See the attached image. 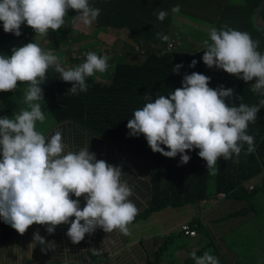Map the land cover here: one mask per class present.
Returning a JSON list of instances; mask_svg holds the SVG:
<instances>
[{
  "label": "clouds",
  "instance_id": "9594fccd",
  "mask_svg": "<svg viewBox=\"0 0 264 264\" xmlns=\"http://www.w3.org/2000/svg\"><path fill=\"white\" fill-rule=\"evenodd\" d=\"M69 10L77 13L74 20L84 26H91L101 14L90 0H0V22L5 33L17 37L23 25L47 37L50 30L65 26ZM171 11L178 13L180 5ZM156 15L163 22L168 12L160 10ZM156 35L161 41L169 39L162 32ZM203 46L202 61L208 68L222 69L245 82L254 81L250 90L261 97L258 103L248 105L243 96L235 97L238 104L229 103L234 98L232 88L221 85L213 89L209 87L210 77L192 72L185 74L181 87L168 95H157L153 101L145 94L147 102L134 110L126 127L131 137L143 135L154 153L168 158L179 155L181 164L190 161L188 152L198 149L207 173L214 176L220 158H238L245 145L246 154L255 151V138L248 128L264 108V53L258 51L259 41L250 33L228 25L211 27ZM109 60L108 55L89 51L82 63L65 67L52 49L31 41L13 47L10 55L0 54V92H15L19 83H27L23 91L27 107L0 117V219L19 234L37 224L52 235L58 226L67 224L66 235L75 244L97 228L105 233H129L128 226L139 210L130 199L133 189L122 179V168L97 159L89 145L66 151L68 146L59 129L50 136L37 130V123L46 120L41 85L49 69L71 83L69 94L78 95L88 91V78L108 72ZM197 63L192 60L189 67ZM182 67L176 64L172 72L179 74ZM33 240L55 247L39 231L33 234ZM191 258L195 264H219L218 257L207 251L201 256L193 252Z\"/></svg>",
  "mask_w": 264,
  "mask_h": 264
},
{
  "label": "trees",
  "instance_id": "16d2710c",
  "mask_svg": "<svg viewBox=\"0 0 264 264\" xmlns=\"http://www.w3.org/2000/svg\"><path fill=\"white\" fill-rule=\"evenodd\" d=\"M120 1H122L121 5L115 6V0L114 2L113 0H101V3L104 6L109 5L110 9L103 10V14L107 15L101 13L95 25L127 26L132 34L126 39L132 43L131 47L133 49L137 48L135 52L133 51V56L127 61L115 59L116 61L111 62L109 60L110 74L108 77L110 81H102L96 73L97 76L95 75L87 80L88 91L81 92L78 95L69 94L67 91L71 88V83L62 81L54 69H49L47 80L45 84L41 85L44 91L45 105H47L56 121L67 118L74 119L86 128L103 136L121 152L143 158L150 163L152 168L151 200L148 206L141 210L137 216H146L152 210L160 209L168 204L179 205L199 201L218 191L228 194L241 190L243 181L261 171L262 167L259 162H262V166H264V108L260 109L256 122L250 124L248 128V133L255 138V151L246 154L247 145H245L238 158L234 156L233 159L227 161L220 158L217 162L218 174L214 176L207 173L206 161L198 156V149L188 152L187 154L191 157L190 161L187 164H181L179 155L175 158H168L160 153H154L143 135L139 137L129 136L126 125L128 119L132 118L134 110L143 107L147 102L144 99L145 94L151 95L153 101L157 95H168L171 91L181 87L185 74H191L192 72L202 73L210 77L209 87L213 89L221 85L225 88H232L234 98L228 101L229 103L235 102L238 104L240 101L236 100L235 97L243 96L244 103L254 105L258 103L261 97L250 90L251 83L247 84L245 81L226 72L221 73V69L220 71L209 72L208 67L202 61L203 45L188 51L183 49L181 44L166 48L167 41H161L158 38L150 40L148 43H142L141 40L144 39L142 35L145 33L143 28L152 30L147 25L150 22L155 28L158 25L168 26L169 28H166L168 31L163 32L169 35L174 42L176 40L171 35L169 14L163 22L157 19L156 13L159 11V0H152L153 2H142L143 0H141L135 4H133L135 0ZM259 2L260 0H242L239 4L226 0L223 6L217 7L214 18L216 21L215 27L217 29H220L223 25H228L231 28L242 27L244 31L251 34L254 40L259 41L258 51H263L264 29L253 24L254 12ZM136 6L141 7L142 13H147L146 15L149 17L154 14L150 17V22L147 20L149 17L144 22L132 21L130 18H126L125 9L127 7L135 8ZM111 10L113 15H111ZM237 16H240L238 18L241 21L237 19ZM261 17L264 20V5L261 9ZM229 22L231 23L227 24ZM21 33L22 43H29L30 40L23 34L22 28ZM57 33L59 34L60 31ZM14 36L12 33H5L3 24L0 22V46L3 44L10 46L9 41ZM50 37L49 34L47 38H42L49 47L42 46L39 41L33 42L39 43L45 49H50L51 47L58 48L60 44L68 47L67 43L72 41L67 36H52V41H50ZM72 48L73 46L66 48V53L69 59L68 63L71 62L74 65L82 63L89 51L112 57V54L105 52V47L100 48L95 44L89 45L87 49L79 46L77 50L73 51ZM194 59L198 63L194 68L189 67ZM176 64L183 65L179 74L172 72V68ZM65 67L69 66L65 64ZM11 95L14 96L15 94L1 92L0 105L9 101L8 97ZM10 106L5 105L4 109L10 108ZM255 125L256 133L253 132ZM165 150L168 149L165 148ZM234 160H238V162H233ZM254 164L258 166L255 167ZM241 194L247 196V192L241 191ZM196 220L197 225H199L198 218ZM203 249L202 246V248H196L193 252L199 256L204 253L202 252ZM189 255L190 263L195 264L191 254Z\"/></svg>",
  "mask_w": 264,
  "mask_h": 264
},
{
  "label": "crops",
  "instance_id": "0c3cea01",
  "mask_svg": "<svg viewBox=\"0 0 264 264\" xmlns=\"http://www.w3.org/2000/svg\"><path fill=\"white\" fill-rule=\"evenodd\" d=\"M140 1L135 0L133 4ZM146 1L153 2L152 0H143L142 2ZM174 1L159 0V11L172 5ZM177 2L181 6L180 15L185 16V21H193L194 17L198 16L195 21L207 19L212 22L215 21L213 19L215 18L217 7L223 6L226 0H205L204 2H201V0H177ZM184 2L188 3L184 4ZM121 3L122 1L115 0L114 5H121ZM165 11L167 10L165 9ZM124 14L126 18H130L132 21L144 22L149 17L146 15L147 13H142V8L139 6L135 8L127 7ZM150 17L147 19L149 22ZM238 17L240 16H237L239 20L240 18ZM169 21L172 32H176L179 29L176 22L178 19L173 18L171 20L169 18ZM147 25L152 30L143 28L145 33L142 35V38H144L141 40L142 43H148L150 40L157 38L156 34L158 32L165 34L163 31H168L166 28H169L168 26L160 25L155 28L151 22ZM72 26L68 24V26H63L57 31L50 30L49 34L51 33L54 37L67 36L75 40L73 35H69L71 33L69 29ZM121 26L106 25V27L125 30L123 38L131 46L132 43L126 38L131 36L132 31L125 25ZM29 28V30L24 29L23 34L31 38V42L39 41L42 46L49 47L42 39L47 37L36 35L34 30L31 27ZM233 29L244 31L242 27H235ZM58 31H60L59 34L57 33ZM81 34H76V36H79L76 41L82 37ZM190 34L197 33L190 32ZM167 36L169 37V35ZM61 45L58 48L51 47L50 49L60 57L62 64L65 66L69 61L66 53L67 45H63L64 48ZM165 47L167 48V46ZM187 47L188 45H182L183 49L188 51L193 50ZM260 52L264 53V50ZM129 58L130 56H128ZM68 66L74 67L76 65L70 62ZM215 69L217 68H208V71L216 72ZM109 70L103 74L97 73L98 76L95 75L102 81L109 82ZM224 72L223 70L221 71V73ZM246 83L250 84L251 82ZM42 103L45 105L44 101ZM14 107L21 109L24 105L19 102ZM41 127H37V129L40 128L38 130L42 131L46 136H50L57 129L62 131L64 143L68 146L66 151H79L80 148L89 145V151L95 153L97 159H103L111 165L120 166L124 172L122 179L127 181L133 189V195L130 199L137 206L138 213L148 206L152 194V168L148 161L121 152L112 146L103 136L86 128L74 119L55 120L47 130H44L43 126ZM253 132H257L256 125ZM262 164V162H259V165L262 167L261 171L243 181L241 190L230 192L225 196H217L211 193L208 197L199 201L186 202L179 205L168 204L160 209H154L146 216H137L128 226V234L121 233L119 230L105 233L102 229L97 228L94 233L90 235L86 234L81 242L74 244L66 235L70 225L62 224L55 229L54 234L49 235L46 232L45 226L34 224L21 235L0 219V264H194L190 263V255L186 252L191 254L196 248H202V246L204 247L202 252L207 251L218 257L219 264H242L241 261H245L247 252L251 251V248L246 245L249 242L248 240H251L249 232L252 227L251 221L253 219H264V216H259L255 210V208L258 209L261 206L258 204L257 207H253V204L249 200L250 196L257 199V196L250 195V192L257 190L258 187L264 191V166ZM254 165L255 167L258 166ZM250 184L253 187H250ZM241 191L247 192V196L241 194ZM254 194L257 195L258 193ZM72 198L76 199L75 196H72ZM80 202L82 208L84 206L83 197L80 198ZM197 215L199 225L195 227L196 234L184 235L180 224L186 220H191ZM37 231L45 238L46 242L54 243L55 247L34 242L33 234ZM178 235L183 238L190 237V240L183 239L179 245V240H176ZM172 241H174V246L169 251L175 254L176 252H180L181 254L176 260L171 258L172 256L166 257L164 255L166 248L168 250ZM178 245L181 246V250L175 251V247Z\"/></svg>",
  "mask_w": 264,
  "mask_h": 264
},
{
  "label": "rangeland",
  "instance_id": "374dc122",
  "mask_svg": "<svg viewBox=\"0 0 264 264\" xmlns=\"http://www.w3.org/2000/svg\"><path fill=\"white\" fill-rule=\"evenodd\" d=\"M204 1L205 0H201V2H204ZM241 1L242 0H231L232 3L237 2L239 4L241 3ZM187 3L188 2H184V4H187ZM90 4L94 7L101 9L102 14H103L104 9H107V10L110 9L109 5L104 6L100 0H90ZM177 4L180 5L177 2V0H175L172 5H169V6L164 8V10L165 9L167 10L171 20H173V18L178 19V21H176V22L178 24L177 26H179V29L176 32L173 31L171 33V35L176 39L175 42H177V44L180 43L183 46L188 45L187 48H192V49H195L196 47L203 45V41L205 39L209 38V29L211 27H215L216 21L211 22V21H208L207 19H198L195 21V19H197L198 16L194 17L193 21H188V20L185 21V16L184 15L181 16L180 11L178 13H173L171 11L172 7L177 5ZM76 15H77V13L74 10H69L68 16L65 18V20H66L65 26H68V24L73 25L71 27V29H69V31L71 32L69 35H73V38L75 40L68 37V38L72 39V41H73V42L71 41L70 43H68V47L73 46V48L71 50H73V51L77 50L79 46L85 47V49H87L89 45L95 44V45L99 46L100 48L105 47V49H106L105 52L106 53L109 52L110 54H112V57H110L111 62L116 61L115 59H121L123 61H127L128 56H130V57L133 56V53L135 52V50L137 48L133 49L131 46H129V42H127L123 38V33H125V30L110 28V27H106V26H96L95 22L91 26H84L81 22L74 20L73 17ZM103 15H107V14H103ZM111 15H113V14H111ZM239 20L241 21V19H239ZM172 24H173V22L171 23V26H172ZM22 27H23V30L24 29L25 30L30 29L26 25H23ZM190 32H196L197 34L191 35ZM77 33H82L81 34L82 37L78 41H76L77 38L79 37V36H76ZM50 35H51V33H50ZM49 39H50V41H52L51 40L52 35ZM31 40L32 39H30V41ZM98 41H100V43H98ZM9 43H10V46H7L6 44H3L2 46H0V54L10 55L11 49L13 47H19V46L24 45L22 43L20 36L19 37L14 36L13 38H11ZM61 46L63 47V44ZM121 46H123V47H121ZM108 49H110L112 52L108 51ZM142 49L144 50L143 47H142ZM143 50H141V51H143ZM67 65H68V63H67ZM215 70L220 71V69H215ZM253 82L254 81H251V84ZM26 87H27V83H19L18 88L15 92L10 91L11 94H15V95L14 96L11 95L10 97H8L9 101L4 102L0 105V117L5 116V115L12 116L15 112L19 111L20 109L13 107L18 102H21L24 105L23 108L27 107L23 102V91ZM19 99H21V100L19 101ZM5 105H11V106L8 109H4ZM44 111H45V115H46V120L43 124L37 123V127L43 126L44 130H47L50 127V125L52 124V122L55 121V119H54L53 115L51 114V112L48 110V108L45 107V105H44ZM38 129H40V128H38ZM256 192L258 193L257 195L254 194ZM218 193L219 192H216L213 194L219 196ZM226 194L227 193H225V195ZM250 195L257 196V199L250 196L249 200L253 204V207H257L258 204L261 206L258 209L255 208V210L257 211V214L259 216H264V191L260 187H258L257 190L250 192ZM197 217H198V215L194 216L191 220L184 221V222L188 223L191 228H194L195 231H196V229H195V226L193 225V223L196 222V225H197V220H196ZM198 220H199V218H198ZM184 222H182V223H184ZM251 224H252V227L250 228V231H249L251 240H248L249 242H247V244H246L248 247L251 248V251L247 252L245 261H241V263L242 264H264V219L263 220L253 219L251 221ZM183 234L189 235V234H185V233H183ZM195 234H196V232H194L192 235H195ZM189 238L190 237L183 238L180 235H178L176 240H179L178 242L180 245L182 243L183 239L190 240ZM173 242L174 241L171 242L170 246L168 247V250L166 248L164 255L166 257L172 256L171 258L176 260L179 258V256L181 254H180V252H176V254H175L174 252L171 253L169 251L170 248H172L174 246ZM179 245L175 247V251L181 250V246H179ZM211 248H212V246H211ZM186 253L189 255L188 252H186ZM173 259H170V260H173Z\"/></svg>",
  "mask_w": 264,
  "mask_h": 264
},
{
  "label": "built area",
  "instance_id": "2783aa9c",
  "mask_svg": "<svg viewBox=\"0 0 264 264\" xmlns=\"http://www.w3.org/2000/svg\"><path fill=\"white\" fill-rule=\"evenodd\" d=\"M176 45H177V42H174L173 39H170V40H168V41L166 42V46H167L168 48H170V47H175ZM250 187H252V184H250ZM218 194H219V196H224V195H225V192L220 191ZM193 225L196 226V222H194ZM181 230L183 231V233H185V234H189V235H192L194 232H196V231L194 230V228H191V227L189 226V224L186 223V222H184V223L181 224ZM66 264H78V263H66Z\"/></svg>",
  "mask_w": 264,
  "mask_h": 264
},
{
  "label": "water",
  "instance_id": "95a60500",
  "mask_svg": "<svg viewBox=\"0 0 264 264\" xmlns=\"http://www.w3.org/2000/svg\"><path fill=\"white\" fill-rule=\"evenodd\" d=\"M263 5H264V0H260V2L258 3L255 9L254 16H253L254 25L258 27H262V28H264V20L261 17V9Z\"/></svg>",
  "mask_w": 264,
  "mask_h": 264
}]
</instances>
